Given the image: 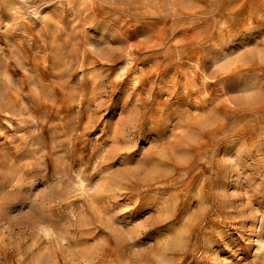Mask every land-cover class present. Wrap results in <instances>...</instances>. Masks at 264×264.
<instances>
[{"label":"rangeland","instance_id":"obj_1","mask_svg":"<svg viewBox=\"0 0 264 264\" xmlns=\"http://www.w3.org/2000/svg\"><path fill=\"white\" fill-rule=\"evenodd\" d=\"M0 98V264H264V0H0Z\"/></svg>","mask_w":264,"mask_h":264},{"label":"bare ground","instance_id":"obj_2","mask_svg":"<svg viewBox=\"0 0 264 264\" xmlns=\"http://www.w3.org/2000/svg\"><path fill=\"white\" fill-rule=\"evenodd\" d=\"M247 90V89H246ZM3 98V97H2ZM0 100H2L1 98H0ZM11 108V107H10ZM115 125H117V124H115ZM116 127V126H115ZM118 128V127H117ZM79 178V177H78ZM109 179V178H108ZM113 180H115V179H113ZM109 181V180H108ZM113 182V181H112ZM117 182H118V180H117ZM105 183V182H104ZM103 183V184H104ZM115 184H117V183H115ZM105 186V185H104ZM106 187V186H105ZM101 189V188H100ZM99 189V190H100ZM110 189V188H109ZM98 191V190H97ZM106 191V190H105ZM88 192V191H87ZM102 192V191H101ZM108 192V191H107ZM114 193V192H113ZM91 196H92V194H91ZM262 225V224H261ZM259 227V226H258ZM260 228H261V226H260ZM259 228V229H260ZM46 230V229H45ZM45 230H43V231H45ZM41 231V230H40ZM42 231V232H43ZM47 232V231H46ZM260 233V232H259ZM47 235V234H46ZM255 236H257V235H255ZM263 237H256V239H255V242H256V244L258 245V248L257 249H260V248H263L262 246L264 245V240L262 239ZM62 239V238H61ZM61 239H60V241H61ZM129 239V238H128ZM254 240V239H253ZM65 244H63L62 246H64ZM257 247V246H256ZM67 249V248H66ZM130 250V249H129ZM259 251H261V250H259ZM256 253H257V251H256ZM45 254V253H44ZM44 254H42L43 256H44ZM41 255V254H40ZM39 255V256H40ZM46 257V256H45ZM44 258V257H43ZM71 259V258H70ZM41 260V259H40ZM46 261V260H45ZM65 261V260H64ZM40 262V261H39ZM72 262H73V260H72ZM71 263V262H70ZM74 263V262H73Z\"/></svg>","mask_w":264,"mask_h":264}]
</instances>
